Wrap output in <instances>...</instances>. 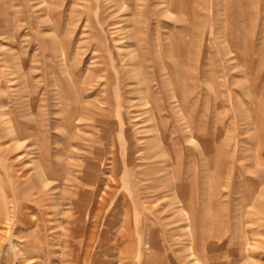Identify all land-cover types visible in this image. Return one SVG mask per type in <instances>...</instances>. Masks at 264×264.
<instances>
[{
  "label": "rangeland",
  "instance_id": "rangeland-1",
  "mask_svg": "<svg viewBox=\"0 0 264 264\" xmlns=\"http://www.w3.org/2000/svg\"><path fill=\"white\" fill-rule=\"evenodd\" d=\"M33 262L264 264V0H0V264Z\"/></svg>",
  "mask_w": 264,
  "mask_h": 264
},
{
  "label": "bare ground",
  "instance_id": "bare-ground-1",
  "mask_svg": "<svg viewBox=\"0 0 264 264\" xmlns=\"http://www.w3.org/2000/svg\"><path fill=\"white\" fill-rule=\"evenodd\" d=\"M126 3V2H125ZM22 174V173H21ZM15 186V185H14ZM45 190V189H44ZM28 196V195H27ZM23 198V197H22ZM27 200H28V198H27ZM16 203V202H15ZM13 208V207H12ZM39 208V207H38ZM11 211V210H10ZM14 211V210H13ZM12 215H14V213L12 214ZM16 216V215H15ZM11 224V223H10ZM42 243V242H41ZM43 243H45V242H43ZM44 247V246H43ZM42 247V248H43ZM47 248V247H46ZM44 249V248H43ZM47 251V250H46ZM48 252V251H47ZM39 253V252H38ZM43 254H44V252H43ZM49 257H51V256H49ZM47 261V260H46ZM49 261V260H48ZM35 263H37L36 261H34ZM34 262H33V264H34Z\"/></svg>",
  "mask_w": 264,
  "mask_h": 264
}]
</instances>
